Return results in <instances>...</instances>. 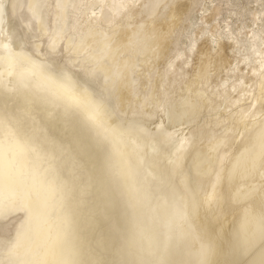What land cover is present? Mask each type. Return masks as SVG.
Wrapping results in <instances>:
<instances>
[{"label": "snow or ice", "instance_id": "snow-or-ice-1", "mask_svg": "<svg viewBox=\"0 0 264 264\" xmlns=\"http://www.w3.org/2000/svg\"><path fill=\"white\" fill-rule=\"evenodd\" d=\"M212 8L0 0V264H264V0L235 26ZM222 47L235 101L212 84ZM221 89L235 144L196 119ZM229 202L243 210L227 234L194 224Z\"/></svg>", "mask_w": 264, "mask_h": 264}, {"label": "bare ground", "instance_id": "bare-ground-1", "mask_svg": "<svg viewBox=\"0 0 264 264\" xmlns=\"http://www.w3.org/2000/svg\"><path fill=\"white\" fill-rule=\"evenodd\" d=\"M42 3L45 4H54L56 0H41ZM72 2H81V0H72ZM84 2H91V0H84ZM139 3H143L144 0H137ZM207 3L213 6L211 13L213 15H219L221 17V21L225 19H229V14L233 13L231 16V24L232 26H235L237 24V21L241 19V16L243 15L244 11L247 9L250 15H248V19L252 18V9L256 8V5L258 3V0H206ZM46 11H48L46 9ZM258 11V9H257ZM9 14H11V10L9 9ZM83 14L85 19L87 18V10H83ZM249 29L251 28V25H246ZM227 41H224V44H227ZM257 51H259V43L257 42ZM222 55L219 57L220 62L217 63L215 69H214V75L215 79H213L212 84L213 86L216 85L217 81L220 83H223L225 79H227V90L229 93V98L233 101H235L239 96V91L235 94L231 93L232 89V75L229 74L227 70V61L230 53H223V47L221 48ZM249 55H252L251 52L248 53ZM236 57L232 56V61L235 62ZM259 66L257 65V68ZM239 71L241 73L244 72V65H240ZM245 85L248 84H254V99L259 102L260 97V87H259V80L257 77L252 75V70L249 68L247 77L244 78ZM248 91H253V89H247ZM174 91L177 94V97L181 94V89L179 86H177ZM224 90L221 89L219 93H217L216 97H209L208 100H205L202 103L201 110L199 111L197 115V121L198 123L205 124L207 127L205 128V131L208 135H211L212 133H215L216 135H222L225 132L228 131V129H232L234 132H236L237 127L241 131L245 130V127L243 124H237L235 120H233L231 113L225 108L224 105ZM248 107V98L244 97L240 100L239 104H232L231 110L232 112L239 111L240 109L247 110ZM226 122V123H225ZM177 128H179V125H176ZM238 136L239 132H236V136L233 137V144L238 143ZM207 144V139L204 140L203 144L197 145V150L200 152H204L205 145ZM145 151H150L149 149H145ZM195 151H191L185 155V158L182 162L183 168L185 170V173L187 174L189 172V169H194V164L196 161L194 160ZM156 160H159L158 157L155 158ZM162 164L166 165L167 161H163ZM208 165L205 164L204 168H207ZM215 173L212 172L210 175H204L202 176L201 182L210 189L212 180L214 179ZM237 180H242L241 177H237ZM217 191L221 194L222 199L227 197L226 192V186H218ZM243 210V204L242 203H231L229 202L226 206L222 209V214L218 213V211L207 204H202L201 207L198 209L196 215L193 218L194 224L201 229H204L208 232H214L218 229H221L223 227L224 232L227 234L228 231H230L233 227L238 226L241 222V214Z\"/></svg>", "mask_w": 264, "mask_h": 264}]
</instances>
